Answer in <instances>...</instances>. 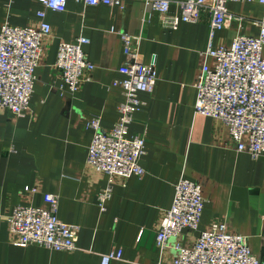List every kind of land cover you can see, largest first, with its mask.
Masks as SVG:
<instances>
[{
	"label": "crops",
	"instance_id": "1",
	"mask_svg": "<svg viewBox=\"0 0 264 264\" xmlns=\"http://www.w3.org/2000/svg\"><path fill=\"white\" fill-rule=\"evenodd\" d=\"M170 1V11H177ZM226 7L240 19L229 18L212 29L207 10L196 21L169 27L156 10L145 9V0H124L122 7L68 0L64 10L56 11L40 0H0V27L5 22L36 26L37 11L43 9L51 28L25 114L0 107V264H99L101 253L116 247L122 258L110 264H171L172 250L160 257L154 238L180 176L198 182L204 197L198 226L181 230L183 243L219 221L245 235L253 253L264 259V153L253 158L238 151L226 125L193 106L207 46H228L238 32L258 33L254 19L262 14L260 2L229 0ZM111 26L140 34L137 57L153 63L158 77L153 92H139L143 104L128 124V135L145 136L139 161L144 171L124 183L116 178L102 209L97 197L107 178L87 167L86 155L93 134L88 120L97 115L100 129L109 130L124 99L113 81L124 77L118 67L126 59ZM79 34L88 38L83 49L94 67L91 80L70 93L60 87L57 43L72 42ZM28 185L36 191H25ZM45 191L58 195V217L80 226L75 248L12 243L7 217L13 206H45Z\"/></svg>",
	"mask_w": 264,
	"mask_h": 264
},
{
	"label": "built area",
	"instance_id": "2",
	"mask_svg": "<svg viewBox=\"0 0 264 264\" xmlns=\"http://www.w3.org/2000/svg\"><path fill=\"white\" fill-rule=\"evenodd\" d=\"M51 10H64L68 0H40ZM83 4H114L122 7L124 0H76ZM229 0H174L177 11H170V0H145L148 12L157 11L164 25L176 27L181 21H196L201 12L209 11L211 28H221L234 17L226 7ZM237 1V0H235ZM250 1V0H239ZM260 17L254 19L259 30L256 35L238 32L230 45L207 46L204 60L194 82L197 90L194 111L210 115L226 125L229 138L238 151L244 150L253 158L264 153V0ZM40 21L36 26L3 23L0 27V107L24 115L28 108L35 81V68L44 49L43 39L51 32L43 9L37 11ZM117 31L126 61L118 67L124 75L113 81L121 87L124 99L119 103V115L109 130L100 129V120L92 115L88 126L93 129L87 147L88 168L103 173L107 185L100 189L97 203L104 209L111 195V184L116 178L122 182L131 174L142 175L140 156L145 152L144 134L128 135V124L141 109V90L153 92L157 71L153 63L138 59L139 35ZM88 38L82 34L72 42L59 41L55 65L62 77V89L75 92L79 85L91 80L94 67L83 49ZM211 57L212 61L208 58ZM170 207L159 220L155 242L161 257L172 250L171 264H264L251 250L245 235L232 232L224 222L214 221L199 231L195 239L185 244L179 238L181 230H194L203 211L204 197L198 182L180 176L174 185ZM33 193L35 186H24ZM45 206L15 204L7 217L12 243H36L51 249H73L79 225L61 220L57 215L58 195L45 191ZM121 248L101 253L99 264H110L121 259Z\"/></svg>",
	"mask_w": 264,
	"mask_h": 264
}]
</instances>
